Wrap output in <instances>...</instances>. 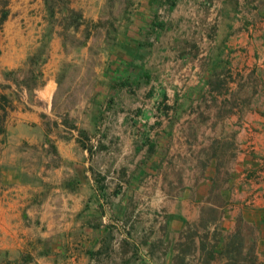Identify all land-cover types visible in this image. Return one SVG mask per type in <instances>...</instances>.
<instances>
[{
	"label": "rangeland",
	"instance_id": "rangeland-1",
	"mask_svg": "<svg viewBox=\"0 0 264 264\" xmlns=\"http://www.w3.org/2000/svg\"><path fill=\"white\" fill-rule=\"evenodd\" d=\"M263 110L264 0H0V196L8 129L37 114L47 147L31 159L61 165L56 142L87 152L101 203L83 217L111 229L112 252L123 240L116 228L132 233L142 221L139 201L126 210L117 201L132 177L161 176L155 185L169 196L195 193L214 172L222 187L239 128ZM202 209L175 244L189 261L176 264H249L254 254L264 264L254 225L212 232L218 215ZM238 229L241 251L227 247ZM11 258L0 251V264H38L39 256L27 247Z\"/></svg>",
	"mask_w": 264,
	"mask_h": 264
},
{
	"label": "crops",
	"instance_id": "crops-1",
	"mask_svg": "<svg viewBox=\"0 0 264 264\" xmlns=\"http://www.w3.org/2000/svg\"><path fill=\"white\" fill-rule=\"evenodd\" d=\"M11 23L8 21L6 27ZM245 38L248 43V36ZM262 112L255 111L250 124L239 128V149L233 167L222 169L227 177L222 187L217 186L218 174L214 172L199 182L195 193L169 196L155 185L162 183L161 176L132 177L126 194L118 193L117 201L122 199L125 210L133 198L139 201L142 221L132 233L125 234L124 229L116 228L123 240L113 252L105 244L106 233L111 229L97 231L83 217L88 215V207L101 203L97 182L88 170L87 152L74 142H56L61 165L49 169L45 160L34 162L31 157L42 149L46 133L37 114L21 116L25 118L8 129L5 157L1 160V183L7 188L0 196L1 253L8 252L18 259L30 247L39 256L38 264H176L181 259L186 262L189 259L180 256L175 244L182 241L186 231L193 230L192 223L204 215L203 206H208L218 215V222H213L207 228L209 231L232 232L239 220L256 227V253L264 263ZM216 195H220L221 203L215 202ZM154 205L159 209H154ZM138 232H143V243L137 240ZM155 239H159V246L154 244L152 249ZM197 240L200 245V238Z\"/></svg>",
	"mask_w": 264,
	"mask_h": 264
},
{
	"label": "trees",
	"instance_id": "trees-1",
	"mask_svg": "<svg viewBox=\"0 0 264 264\" xmlns=\"http://www.w3.org/2000/svg\"><path fill=\"white\" fill-rule=\"evenodd\" d=\"M243 223V222H242ZM241 233H240V230L238 229L234 235H232L230 238H229V242L227 243L229 248H231L232 246H234L235 243L238 244V247L240 248V251L244 249V237L240 236ZM240 238V240H236ZM235 240V241H234ZM231 257V256H230ZM214 259V258H213ZM215 260V259H214ZM246 262H237V261H234L233 258H228V263L227 264H245ZM247 263L249 264H257V257L256 255L254 254V256L252 255V260H250L248 262L247 260Z\"/></svg>",
	"mask_w": 264,
	"mask_h": 264
}]
</instances>
